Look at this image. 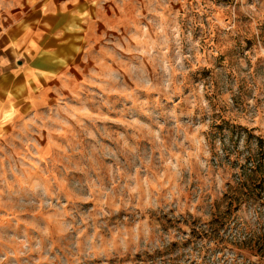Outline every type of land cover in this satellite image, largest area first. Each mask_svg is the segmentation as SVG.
Here are the masks:
<instances>
[{
  "label": "rangeland",
  "instance_id": "rangeland-1",
  "mask_svg": "<svg viewBox=\"0 0 264 264\" xmlns=\"http://www.w3.org/2000/svg\"><path fill=\"white\" fill-rule=\"evenodd\" d=\"M21 3L0 15V262L264 264V0ZM28 28L39 54L3 51Z\"/></svg>",
  "mask_w": 264,
  "mask_h": 264
},
{
  "label": "clouds",
  "instance_id": "clouds-1",
  "mask_svg": "<svg viewBox=\"0 0 264 264\" xmlns=\"http://www.w3.org/2000/svg\"><path fill=\"white\" fill-rule=\"evenodd\" d=\"M39 2H40V0H27V3L30 6H32V7H35V5L37 3H39ZM96 2H97V0H91V3L93 5H95ZM78 3H79V0H64V3L61 5V8L67 10V5L68 4L75 5V4H78ZM16 7H23V4L21 3V0H0V15H2V13H9L10 10H12V9H14ZM40 12L43 15H47L49 12L55 13V5L52 3V0H49V3H47V4H43L41 9H40ZM77 15H79L82 20L84 18H86V17H89L88 11H84L83 13H77ZM84 22L86 23L87 21L85 20ZM0 29H3V31H0V37H3L4 35L7 34L8 29L4 28L3 24H0ZM32 32H33L32 28H28L27 32L23 34L22 38H20L18 43L17 42H12V43L8 44L3 49V51H7L8 48L19 49L24 43H28V48H25V52L24 53H27L29 56H31L32 55V50H35L36 53L39 54L41 52V49H40L39 44L37 43V40L33 39L32 36L29 35V34H32ZM86 51H87V49H86ZM24 53H21L20 56L16 57V60L18 61L20 59H23ZM0 62H2L5 65L9 63V61L7 59H3ZM101 63H103V62H101ZM20 71H23V69H20ZM85 82H87V81H85ZM97 86L99 87V85H97ZM7 101L9 103V105H11V103H12L11 94L8 95ZM11 111L13 113L17 112V110L15 108H11ZM81 114L85 115V116H90L91 115V113H89L87 111H85L84 113H81ZM17 115H18V113H17ZM69 115H70V118L72 120L76 119L75 116H72L71 114H69ZM57 122L58 123H63L62 121H57ZM10 123H11V120L9 119L8 115H4L3 117H0V139L4 138V128L7 125H9ZM65 127H68V125L65 124ZM41 141H44L45 145L49 144V141L44 139L43 137H41ZM0 151H3V149L0 148ZM15 155L18 156L21 161L27 159V155L24 152H16ZM41 159H43V157H41ZM28 163L31 164L32 161L28 160ZM2 165H3V161L0 160V167H2ZM137 171H139V170L137 169ZM145 179H147V178H145ZM161 179H163V177H161ZM0 264H2V262H0Z\"/></svg>",
  "mask_w": 264,
  "mask_h": 264
},
{
  "label": "trees",
  "instance_id": "trees-1",
  "mask_svg": "<svg viewBox=\"0 0 264 264\" xmlns=\"http://www.w3.org/2000/svg\"><path fill=\"white\" fill-rule=\"evenodd\" d=\"M250 160V159H249ZM252 161H255V162H252V163H255L254 167L259 170L262 175L264 176V163H263V159H251Z\"/></svg>",
  "mask_w": 264,
  "mask_h": 264
}]
</instances>
